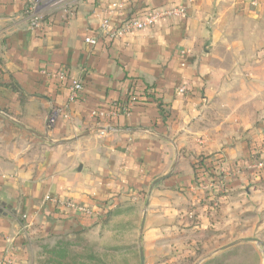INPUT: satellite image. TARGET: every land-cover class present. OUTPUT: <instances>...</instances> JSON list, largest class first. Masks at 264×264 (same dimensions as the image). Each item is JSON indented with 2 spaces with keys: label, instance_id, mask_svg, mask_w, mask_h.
Wrapping results in <instances>:
<instances>
[{
  "label": "crops",
  "instance_id": "0c3cea01",
  "mask_svg": "<svg viewBox=\"0 0 264 264\" xmlns=\"http://www.w3.org/2000/svg\"><path fill=\"white\" fill-rule=\"evenodd\" d=\"M30 1L0 0V264H32L36 237L94 223L67 201L105 211L142 197L177 158L166 186L194 187L200 155L215 169L222 158L220 175L241 183L247 170L231 164L264 151V0H125L114 21L160 6L187 15L96 46L85 38L117 0H78L69 21L40 0L35 29ZM59 70L83 82L79 102ZM134 85L152 89L129 115L92 119L126 103ZM96 127L107 130L51 142Z\"/></svg>",
  "mask_w": 264,
  "mask_h": 264
},
{
  "label": "rangeland",
  "instance_id": "374dc122",
  "mask_svg": "<svg viewBox=\"0 0 264 264\" xmlns=\"http://www.w3.org/2000/svg\"><path fill=\"white\" fill-rule=\"evenodd\" d=\"M262 154L258 149L231 164L238 175L245 173L241 183L213 174L212 165L204 175L221 185L166 186L162 180L142 197L106 209L89 226L45 232L33 241L32 264H45L47 248L62 241L69 242L77 264H142L141 248L145 264H264V167L256 165ZM242 238L256 240L223 248Z\"/></svg>",
  "mask_w": 264,
  "mask_h": 264
},
{
  "label": "built area",
  "instance_id": "2783aa9c",
  "mask_svg": "<svg viewBox=\"0 0 264 264\" xmlns=\"http://www.w3.org/2000/svg\"><path fill=\"white\" fill-rule=\"evenodd\" d=\"M77 1L78 0H54V4L61 5V10L65 15L66 20L69 21V19H71L75 15ZM39 2L40 0L30 1L29 5L25 10V13L30 20V27L33 29L40 28L45 23L44 16L38 10ZM125 3V0H117L111 2L108 5L105 11L106 14L102 17L97 32L93 35L86 36L85 42L87 44L91 46H96L100 38H105L108 40H119L123 37L132 35L138 31L151 28L161 19L177 18L187 15V10L185 7L160 6L150 8L149 10L143 12L140 15H131L127 19H116V21H114V17L116 15H123ZM68 76L69 75L65 70H59L56 74V77L61 79L62 81H70V101L79 102L82 98V92L84 90L83 82L79 79L70 78ZM187 90L188 89L186 84L181 85L178 89V91L183 94H185ZM137 100L138 99L136 96H129V99L126 101V103L122 105L114 103L111 105V110L108 112H105L101 109L94 110L91 113V117L97 124L104 125L106 121H108L111 117L118 115L120 112L129 115L132 108L136 105ZM261 154L262 157L260 160L257 161L256 164L257 167L260 169L264 167V151H261ZM219 161H217L216 170L212 169L213 172L217 173L218 175H220V173L217 170L220 169V166L222 167V164H220ZM221 184L222 181L219 180L217 177L212 183L213 186ZM224 187L227 188V185H224ZM54 201L57 202L56 200ZM65 206L70 211H73L74 213L86 218L97 219L99 217V214L103 213V211H101L100 209H95L90 206L77 204L73 201H67L65 203Z\"/></svg>",
  "mask_w": 264,
  "mask_h": 264
},
{
  "label": "trees",
  "instance_id": "16d2710c",
  "mask_svg": "<svg viewBox=\"0 0 264 264\" xmlns=\"http://www.w3.org/2000/svg\"><path fill=\"white\" fill-rule=\"evenodd\" d=\"M152 88L149 87L148 85L145 86H138V85H134L132 86L129 96H136L137 97V103H142L144 101H146V99L148 98V96H150L149 91ZM160 105V109L161 111H163V103H159ZM194 167V175L195 178L194 180L197 182H202V181H215L216 176H212L210 179H207L208 177H206L204 174L206 173V171L210 168L211 166L208 165V157L205 155H200L196 158L195 163L193 164ZM215 174V173H213ZM209 176V175H207ZM69 242H59L58 244H56V246H53L52 248H47L48 252L51 254V257L48 258V260L45 262V264H77L78 262L76 261V259L72 258L70 256L71 251L68 247ZM83 264V262H82Z\"/></svg>",
  "mask_w": 264,
  "mask_h": 264
},
{
  "label": "water",
  "instance_id": "95a60500",
  "mask_svg": "<svg viewBox=\"0 0 264 264\" xmlns=\"http://www.w3.org/2000/svg\"><path fill=\"white\" fill-rule=\"evenodd\" d=\"M106 130H107V128H105V127H96V129L91 130V131H89V132H84V133H82V134H79L78 136H76V137H74V138L63 139V140H58V141H52V140H51V142H52V143H55V144H65V143L72 142V141H74V140H76V139H78V138H81V137H83V136H86V135L90 134L91 132H104V131H106ZM177 161H178V158H177V159L175 160V162H174L173 169L176 167V165H177ZM173 169H172L168 174H166V175H164V176H162V177L156 179L155 182H154V184H157V183H159L160 181H162V180L168 178L169 176H171L172 173H173ZM148 204H149V201H147L146 205H148ZM145 219H146V210H145V213H144V218H143V223H142V226H141V230H143V228H144V221H145ZM254 240H256V239H252V238H242V239H240V240H238V241H235V242H233V243H231V244H229V245H227V246H224L223 248L230 247V246L235 245V244H237V243H239V242H244V241H254ZM140 256H141L142 264H145L144 250H143V248L140 249Z\"/></svg>",
  "mask_w": 264,
  "mask_h": 264
}]
</instances>
